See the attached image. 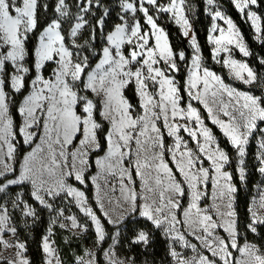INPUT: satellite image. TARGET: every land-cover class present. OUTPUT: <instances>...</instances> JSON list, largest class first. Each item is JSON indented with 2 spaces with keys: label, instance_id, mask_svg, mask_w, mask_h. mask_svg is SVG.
Returning a JSON list of instances; mask_svg holds the SVG:
<instances>
[{
  "label": "snow or ice",
  "instance_id": "snow-or-ice-1",
  "mask_svg": "<svg viewBox=\"0 0 264 264\" xmlns=\"http://www.w3.org/2000/svg\"><path fill=\"white\" fill-rule=\"evenodd\" d=\"M231 2L250 22L256 39L264 42L262 17L253 10L258 0ZM94 4L102 7L101 0H86L78 5L80 12L67 33L69 45L65 43L62 28L70 15L69 5L66 0H56L55 17L40 31L34 50H30L27 44L38 29L40 0H0V177L14 173L12 162L17 158L18 136L30 148L23 155L19 175L0 183V194H3L0 196L3 201L0 203V244L5 249H14L13 258L0 256V264H30L24 255L27 250L24 242L4 239L5 233L17 237L9 204L12 209L23 206L25 217H35V210L24 199L23 192H17L13 199H4L10 195V185L30 184L31 197L53 211V204L46 197L55 200L63 194L65 199L71 198L94 223L98 241L104 240L100 219L85 191L69 182L72 179L80 185L89 181L95 185L97 203L105 216L109 215L104 205L107 193L102 196L101 192L105 187L115 191L116 184L112 181L116 180L120 191L117 207L121 214L118 220L110 222L119 223L125 215L139 212L156 229H163L169 241L168 254L175 264H217L215 258L222 264H264V249L247 239L243 245L238 242L240 233L234 207L237 188L232 183V174L224 170L230 158L200 109L192 103L196 101L203 106L211 124L236 149L237 171L243 182L246 146L258 130V122L264 123V96L239 91L205 67L197 38L192 33L193 55L184 87L188 97L185 101L177 80L170 75L179 71L177 57L184 60L185 53L173 51L168 33L157 19L161 12L171 13L183 29V36L189 37L192 25L186 15V0H168L166 5L159 0H120V22L104 35L105 17L109 14L105 8L90 30V39L81 44L78 42L81 31L90 24L83 14L89 13ZM206 4L213 20L208 36L213 45L212 58L227 67L234 79L246 85L259 82L260 75L248 62L232 56L233 49L244 57L251 55L236 23L221 10L212 11L216 0H206ZM42 7L47 10L48 5ZM138 11L143 13L144 24L135 18ZM97 28L101 30L104 44L94 50L92 41L96 40ZM125 45L131 46L127 54ZM84 50H90L91 57L98 56V60L93 64L90 56L82 54ZM222 53L225 56L220 59ZM30 55L34 56L31 65L26 60ZM49 63L55 67L46 76L44 72ZM259 63L264 65V58ZM33 71L35 75L30 78L29 73ZM130 84L136 86L140 112L135 111L124 95ZM26 88L27 95L17 109L22 123L16 125L10 105L13 94ZM97 113L109 125L103 144L100 133L104 130L96 119ZM166 137L172 138L171 144ZM98 150L104 155L96 158L97 172L89 177L90 158ZM257 160L261 165L258 171L264 175V138L259 141ZM205 161L209 162L207 167ZM133 173L140 181L139 190ZM209 182L213 203L202 208ZM185 197L188 198L186 207L182 205ZM259 207L264 209V193ZM64 211L59 209L57 217L64 216ZM249 211L250 222L246 228L259 235L258 228H264V214L251 208ZM67 219L71 221V228L87 230L74 215ZM55 223L54 218L52 224ZM218 229L227 233V237L218 235ZM51 235L50 226L41 245L44 264H61ZM189 236L199 242V248ZM149 240V233L140 229L132 243L147 245ZM176 244L192 249L195 254L182 255L176 250ZM232 250L239 252L240 257H234ZM77 260L79 264H93L85 262L83 257ZM109 260L110 264H125L111 257Z\"/></svg>",
  "mask_w": 264,
  "mask_h": 264
},
{
  "label": "trees",
  "instance_id": "trees-1",
  "mask_svg": "<svg viewBox=\"0 0 264 264\" xmlns=\"http://www.w3.org/2000/svg\"><path fill=\"white\" fill-rule=\"evenodd\" d=\"M84 0H66V3L69 5V12L70 15L67 18V20L62 25V28L64 30L65 35V43L69 44L70 40L68 39L67 33L68 30L73 23V20L75 19L76 11L78 8V5L82 4ZM108 1V0H107ZM192 3L195 6V14L193 16V32L197 38V42L200 46V52L203 57L204 63L211 67L216 72L220 73L222 78L229 83L234 84L236 87L243 88V89H251L252 84L249 86H245L244 84H241L240 82L234 81L228 74L226 68L219 63H215L212 60V48L210 47V43L208 41V27L210 25V15L206 11V6L204 0H191ZM220 3H222L228 15L232 18V20L236 23L238 28L240 29L241 33L243 34L244 41L246 42V45L249 47L251 55L250 58H248L249 63L254 67V69L259 74L260 70L264 67V65H261L259 63V60L255 55H258L260 57L264 58V45H261L258 43L254 38V32L253 28L249 21H247L245 18H243V15L234 7L231 0H218ZM103 2V0H102ZM111 3V2H110ZM106 3V4H110ZM47 4L48 8L45 10L42 5ZM55 4L56 0H40L41 7L39 8L38 17H39V24L38 29L31 34V38L27 44V47L30 50H34L37 37L40 33V31L43 30V28L47 25V23L55 17ZM257 11L261 14L262 17V23H264V0H258L257 4ZM164 15V14H163ZM100 16V12L98 16H96L95 20ZM119 18H113V22L108 27H103V34H105L111 26L118 22ZM140 22L143 24L142 16H139ZM157 22L165 29V31L168 33L169 42L173 48L174 52H178V50H182L185 53V59L180 60L177 57V64H179V71L174 75L179 86L181 87V93L184 95L185 101H187V94L184 92L185 87V69L186 66L189 63L190 57H191V48L187 42V40L184 38L183 34L181 33L178 25L173 23L171 20L158 19ZM95 21L93 22V26H95ZM101 30L97 28L96 31V40L93 41V47L95 50H98L101 48L102 42H98V37L101 36ZM86 55L90 56V51L86 50ZM237 57H240L238 54H236ZM97 57H91L93 63L97 60ZM26 60L29 61V64L34 62V56L30 55L26 57ZM52 63H49L46 66V70L44 74L47 76L50 71L49 68L52 66ZM10 70V68H9ZM35 75V72L29 73V77H33ZM28 89L22 90L20 93L13 94V102L10 105V112L13 116V120L16 125L21 124V116L19 115L17 108L19 106V103L21 102L23 96L27 93ZM125 96L127 97L128 101L135 106V111L140 112L139 108V97L136 94V91L134 89V86L131 84L129 85L125 91ZM195 105L200 109L202 115L205 118L206 124L212 128L215 136L218 139V142L220 146L225 150V152L228 154L230 161L227 165V169H229L230 173L232 174L233 180L232 183L236 186L237 192L235 193V211L237 213V220H238V231L240 233V236L238 240L243 241L244 239H251L255 240L254 234L250 233L246 225L249 223V202L250 197L253 194V189L255 185V181L258 179V172L255 170V167L252 168L251 173L247 174L246 180L244 184L239 179L238 172L236 170V163H235V149L233 146L228 142L227 138L223 136L222 132L207 118V113L203 109V107L198 103L195 102ZM96 119L98 122L102 123L103 126V132L100 133L101 142L103 144V135L104 132L108 129V123L107 121L103 120V117H101L98 113L96 116ZM166 141L168 143V139L166 137ZM17 158L14 161V173H9L6 175L7 177H10L14 175L17 172L18 169V163L23 155V153L29 149L27 145L22 144V137L17 138ZM253 144H250L248 147V161L251 162L253 159ZM103 153V151H96L92 154L90 158V162L92 166L90 167L87 175L90 177L89 174H91L95 170L94 165V157L96 155H99ZM169 163H171L169 161ZM175 171V169H174ZM134 175V174H133ZM179 178V176H178ZM5 179V177H0V182H2ZM71 183H74L75 185L81 187L86 193V196L88 197V201L92 208L95 210L97 216L99 217L103 229L106 231V236L104 238V241L97 247L96 250V261L97 264H103V257H102V251L103 249L108 245L110 241V234L112 230L117 226L125 225L122 234L121 239L119 242L125 243V246H123L121 252L123 254H137V252H134L137 250H140L141 245L140 244H133L132 243V237L136 233L137 230L144 229L147 231L150 235L149 243L146 245L147 252L143 253V255L151 260H156L155 264L160 263L163 261H168L169 254L167 252L166 248V239L163 237L161 229H156L151 222L146 221L144 218L140 217L138 213H135L131 216H126L120 223L116 224H110L106 218L101 214L100 210L97 208L94 197H93V186L92 183L89 181L86 185H80L78 182L74 181L73 179L70 180ZM19 189H23L24 197L26 201L35 209V217H37V220H34V223L32 224L30 230L29 236L25 239L26 244V255L29 258L30 264H41L42 262V252L40 247V239L45 233L50 220L48 219L46 213V207L39 205L33 198L31 197L29 193V187L28 185H14L9 187V193H15ZM63 196V194L61 195ZM73 212L75 213V216H77L79 222L82 224L84 223L87 226V230L79 236H72V238L69 241H64V238L61 236L62 233H69L68 230L59 228V226L55 225L53 227V238L54 243L57 248L58 256L61 261V264H76L75 262V255H81L83 253V245L87 243H93L95 244V232L92 228V223L88 219L87 216L82 214L76 206H73ZM259 229V235L262 238V240H258L259 243L264 242V228H258ZM125 247V248H124ZM150 249V250H149ZM141 253V252H139ZM142 255V254H141ZM136 257V255H135ZM162 258V260H161ZM160 259L158 262L157 260ZM163 263V262H162Z\"/></svg>",
  "mask_w": 264,
  "mask_h": 264
},
{
  "label": "rangeland",
  "instance_id": "rangeland-1",
  "mask_svg": "<svg viewBox=\"0 0 264 264\" xmlns=\"http://www.w3.org/2000/svg\"><path fill=\"white\" fill-rule=\"evenodd\" d=\"M111 2V3H110ZM159 2L161 4H167L168 3V0H159ZM205 2V6H206V11L207 13L210 15V25L208 27V36L210 34V28L212 26V23H213V20H212V17H211V14L210 12L208 11V8L209 6L206 4V0H204ZM83 3H86V0L83 1ZM106 3H110V4H106ZM101 5L102 7H97L95 6V4L92 6L91 8V11L89 13H84L83 15L85 16L86 19H88L90 21V24L88 26H86L85 29H83L81 31V35L78 39V42L79 43H83L85 40H89L90 39V35H91V28L93 27V22L95 21V24L97 23V21L99 20V18L103 15L104 13V9L107 8L108 11H109V14L107 17H105V23H104V26L103 27H108L112 22H113V18H119V15L121 14V8H120V0H101ZM147 6V5H145ZM147 7H150V6H147ZM221 10L222 12H224L227 16L228 13L226 11V8L225 6L220 3L218 0H216V5L212 7V11H215V10ZM185 10H186V15L192 25V32L190 33L189 37H185L184 38L187 40L190 48H191V57H190V60H189V63L188 65L186 66V69H185V82L187 80V77H188V68H189V65L191 63V58H192V55H193V48L190 44V37H191V34L194 33L193 32V16L195 14V6L194 4L192 3L191 0H186V5H185ZM253 10L256 11L258 13V15L261 16V14L257 11V5L256 6H253ZM80 12V9L79 7L77 8V11H76V15ZM100 12V16L95 20L96 16H98ZM94 14V15H93ZM152 14L156 15L155 12H153ZM164 14V15H163ZM75 15V17H76ZM243 15V14H242ZM139 16H142V19H143V22L145 23V20H144V16H143V13L142 12H137L135 14V18L139 20ZM230 17V16H229ZM167 19V20H171L173 23H175L174 19H172V14L171 13H165V12H161L158 14V19H163L164 20ZM157 19V20H158ZM75 22V19L73 20V23ZM120 20L118 19V22H115L111 28L104 34L106 35L108 32L112 31L113 27L115 26V24L119 23ZM131 22V21H130ZM72 23V24H73ZM143 23V24H144ZM158 23V22H157ZM218 24H223V21H217ZM71 24V25H72ZM159 24V23H158ZM176 24V23H175ZM160 25V24H159ZM177 25V24H176ZM161 26V25H160ZM71 27V26H70ZM145 27H147V25H145ZM162 27V26H161ZM181 33H183V29L180 27V25H178ZM253 28V27H252ZM70 29V28H69ZM101 32V31H100ZM253 32H254V38L255 40L260 43L261 45H264V42H261L260 40H257L256 39V33H255V30L253 28ZM39 36V35H38ZM98 42L101 43L102 42V45L101 47L103 46L104 44V41H103V37L99 36L98 37ZM93 43V41H92ZM210 43V42H209ZM246 43V42H245ZM69 45H70V42H69ZM210 47L213 48V45L210 43ZM248 47V46H247ZM131 46L130 45H125L124 47V50H125V54H127V51L130 50ZM249 48V47H248ZM95 50V49H94ZM90 51V50H88ZM180 51L182 50H178L177 53H179ZM250 51V49H249ZM83 55H86V50H84L82 52ZM236 54H238L240 57H237ZM200 55L202 56L201 52H200ZM225 56L224 53L221 54V57L220 59H222L223 57ZM232 56L234 59L238 60V61H241V62H248L249 66L252 67L254 69V67L249 63V59L250 56L248 57H244L242 53H240L238 50L236 49H233V53H232ZM255 57H257V59L259 60L260 58H263V57H260L258 55H255ZM90 58H91V51H90ZM203 59V57H202ZM98 60V58H97ZM212 60L216 62V60H214L212 58ZM96 62V61H95ZM94 62V63H95ZM93 63V64H94ZM219 64H222V63H219ZM203 65L205 67H208L209 69L213 70L211 67L207 66L204 61H203ZM223 65V64H222ZM163 66V65H161ZM178 68H179V64H177ZM224 66V65H223ZM55 65L53 64L52 66L48 67L49 68V71H51L52 68H54ZM225 67V66H224ZM229 76L234 80V81H237V82H240L241 84H244L242 81L240 80H236L233 78V76L230 74L229 72V69L227 67H225ZM11 70V69H10ZM255 70V69H254ZM215 71V70H213ZM216 72V71H215ZM177 72H172L170 73V75L174 76ZM217 74H219L221 76L220 73L216 72ZM259 75L261 77V80L255 84H252V88L251 89H243V88H239V87H236L234 84L232 83H229V82H226L225 80V83L226 84H229L231 85L232 87L236 88L237 90L239 91H246V92H251L252 94L254 95H258V96H264V67L260 70L259 72ZM175 77V76H174ZM176 79V78H175ZM131 85V84H130ZM134 86V89L136 91V86L135 84H132ZM245 86H249V85H246L244 84ZM125 95V94H124ZM126 97V96H125ZM127 98V97H126ZM188 99V97H187ZM195 102L196 101H193L192 103L195 105ZM201 105V104H200ZM202 106V105H201ZM197 107V106H196ZM203 107V106H202ZM198 108V107H197ZM18 109V108H17ZM210 121V120H209ZM211 122V121H210ZM22 123V117H21V122ZM109 127V125H108ZM217 127V126H216ZM218 128V127H217ZM219 129V128H218ZM259 129H264V123H260L258 122V130H256L253 134L252 137L249 138V143L248 145L246 146V155L244 157V161H245V168H246V177H247V174L248 173H251V170L253 167H255V170L258 172V179L257 181H255V185H254V189H253V194L252 196L250 197V202H249V207H248V210L251 208L252 211H258L260 212L261 214H264V209H261L259 207L260 205V197H261V194L264 193V175H261V173L258 171L259 167L261 166L259 161L257 160V154L259 152V141L261 140V138H264V132H261ZM182 135L185 136V139H188L187 137V134L186 133H181ZM168 139V144H171L172 143V138L170 137H167ZM218 140V139H217ZM250 144H253L254 148H253V159L251 162L248 161V147ZM190 146H193L194 145L192 144V142L190 141ZM221 147V146H220ZM222 148V147H221ZM223 149V148H222ZM235 149V148H234ZM224 150V149H223ZM225 151V150H224ZM104 155V154H103ZM102 155V156H103ZM101 157V156H100ZM238 159L239 157L237 156V152H236V149H235V163H236V170H237V167H238ZM209 164L208 161H205V167H207ZM14 165V163H13ZM228 165V164H227ZM227 165L225 166V171H229V169H227ZM238 172V171H237ZM134 175V178L136 179V187H137V190H139V187H140V181L138 178L135 177V173H133ZM239 175V173H238ZM74 180V179H73ZM246 180V178H245ZM245 180L242 182L244 184ZM113 184H116V189L115 191H109L107 187H105L103 189V191L101 192V195L103 196L104 193H107V196H105L104 198V203L109 205L113 202V200L115 199V201L118 200V198L120 197V191H119V185H118V182L116 180H113L112 181ZM93 185V184H92ZM93 189H95V194L93 195L94 196V201H95V204L96 206L97 205V193H96V188H95V185H93ZM17 193V191L15 193H10L9 196H5L4 199L5 200H10V199H13L15 197V194ZM207 196L203 199L202 203H201V207H207L209 205H211L213 203V188H212V184L211 182H209L208 184V187H207ZM3 194H0V196H2ZM109 198L111 200V202H109ZM50 203L53 204V208L55 209V211L53 210H50L46 207V215L48 217V219L50 220V223L45 231V233L43 234V236L41 237L39 243H40V247L42 245V239L44 236L48 235V229L49 227L51 226L52 228V235L50 236V240L53 242V247L57 250L56 248V245L54 243V238H53V227L55 225L59 226V228H61V230L63 229H66L69 231V233H62V237L64 238V241H69L72 236H79V235H82L85 231H82L80 230L79 228L77 229H73L71 228V221L67 219V217L69 216H75V213L73 212V206H75V203L71 200V198H67L65 199L64 196H60V197H57L55 200L53 199H49L48 200ZM3 201H0V203H2ZM188 204V198L185 197L183 200H182V205L184 207H186ZM22 207L19 208V209H12L11 208V205L9 204V209H10V212H11V215H12V223L17 227V237H12L11 233H5L4 234V239L5 240H9V241H13L15 239H18L19 241L21 242H24L25 243V239L29 236L30 234V228L32 226V224L34 223V220H37V217H25L23 215V211H22ZM92 207V206H91ZM65 209L64 211V216L62 217H57L56 213L59 209ZM94 210V209H93ZM95 211V210H94ZM182 212V209L180 210ZM96 213V212H95ZM180 213H178L179 215ZM85 215V214H84ZM97 215V214H96ZM250 211H249V222H250ZM86 216V215H85ZM78 223L79 224H82L81 222H79L77 216H75ZM98 217V216H97ZM56 219V223L55 224H52V220L53 219ZM90 221L91 219L88 218ZM99 219V218H98ZM214 219H216V217L214 216ZM112 220L114 221V219H109V221ZM92 223V228L95 232V237H94V240H95V244L93 243H87L85 245H83V253L81 255H75V262L76 264H79L78 260H77V257H83L84 261L85 262H88V261H92L93 264H97V261H96V250H97V247L104 241H98L97 239V234H96V231H95V225L94 223L91 221ZM61 224H65L67 225V227H60ZM83 225H85L83 223ZM102 225V223H101ZM124 224L123 225H120V226H117V228L115 227L111 234H110V241L108 243V245L103 249L102 251V257H103V264H110V260L109 258L111 257L112 259H118L120 261H124L125 264H155V261L156 260H151L150 258L146 257V255L144 256L143 253L147 252V248H146V245L144 243H139L141 245V248L140 250H137L134 251V252H137V254H123L121 252L123 246H125V243H122V242H119L120 239H121V235H123L121 232L124 228ZM87 227V226H86ZM103 227V225H102ZM104 228V227H103ZM139 230L136 231V233L134 234V236L132 237V240L133 238L137 235V232ZM105 232V236H106V231L104 230ZM161 232H162V235H163V229H161ZM258 232H259V229H258ZM217 234L220 235V236H223V237H227V233H225L222 229H218L217 230ZM115 237V241H114V238ZM163 237L166 239V248H167V252L169 253V241L168 239L163 235ZM254 238L255 240H251V239H247L249 242H252V243H256L259 247H261L262 249H264V242L262 243H259L258 240H262V238L260 237V235H256L254 234ZM189 240H191L192 243H195L197 244V247L199 248L200 247V244L198 241H196L194 238H192L191 236L188 237ZM239 244L243 245V243L245 242V239L243 241H239ZM176 247V250L178 252H180L182 255H185L187 257H191L193 256L195 253L192 251V249L190 248H183L181 245L179 244H176L175 245ZM125 248V247H124ZM150 250V249H149ZM203 251V249H201ZM233 251V256L236 257V258H239L240 257V253L239 252H236L235 250H232ZM41 252H42V262L41 264H44V256L45 254L43 253L42 251V247H41ZM141 252V253H139ZM58 254V252H57ZM142 254V255H141ZM205 254L206 255H209L210 259H212L213 257H211L210 253H207L205 251ZM25 257L29 260L28 256L26 255V253H24ZM136 255V257H135ZM0 256H3L5 258H13L14 256V249L12 248H8V249H5L3 247L2 244H0ZM217 259V264H222V262L219 261L218 258H215ZM160 259L157 260V262L159 261ZM162 260V258H161ZM163 262V263H162ZM70 264V263H69ZM158 264H175L174 260L172 259V257L169 255V259L168 261H161L160 263Z\"/></svg>",
  "mask_w": 264,
  "mask_h": 264
},
{
  "label": "crops",
  "instance_id": "crops-1",
  "mask_svg": "<svg viewBox=\"0 0 264 264\" xmlns=\"http://www.w3.org/2000/svg\"><path fill=\"white\" fill-rule=\"evenodd\" d=\"M34 77V76H33ZM25 95H27V93L25 94ZM24 95V96H25ZM24 96H23V98H24ZM23 98H22V100H23ZM22 100H21V102H22ZM20 102V103H21ZM20 103H19V105H20ZM19 107V106H18ZM106 147V146H105ZM30 150V148L29 149H27L24 153H23V155L26 153V152H28ZM104 154V152L103 153H101V154H99V155H96L95 157H94V165H95V170L91 173V174H89L90 175V177L91 176H93V175H95L96 174V172H97V166H96V164H95V160H96V158L97 157H100V156H102ZM23 155H22V157H21V159H20V161H19V163H18V169H17V172L14 174V175H12V176H10V177H7V178H5L2 182H0V183H6L7 182V180L8 179H15L18 175H19V173H20V165H21V162H22V159H23ZM14 163V161L12 162V164ZM9 174V173H8ZM75 181V180H74ZM70 182V181H69ZM71 183V182H70ZM74 184V183H73ZM26 185H28V187H29V193H31V185L30 184H27L26 183ZM11 186H14V185H10L9 187H11ZM74 186H76V187H78V188H81V187H79V186H77V185H75L74 184ZM93 186V185H92ZM23 189H19L17 192H23L22 191ZM83 190V189H82ZM24 193V192H23ZM95 194V189H93V195ZM94 197V196H93ZM24 199H25V197H24ZM46 199H52V198H50V197H46ZM26 200V199H25ZM34 200V199H33ZM37 202V201H36ZM28 203V202H27ZM38 204H39V202H37ZM28 204H30V203H28ZM31 206H32V204H30ZM40 205V204H39ZM97 208L100 210V212H101V214L106 218V220L110 223V224H118V223H115V222H110L109 221V219H114V221H116V220H118L119 219V216H120V214H121V210L117 207V201H115V199L113 200V202L111 203V204H109V205H107V204H105L104 203V205H105V210H107L108 212H109V215L108 216H105L104 215V211L103 210H101L100 209V206H99V204L97 203ZM41 206H43V205H41ZM75 206L78 208V210L82 213V214H84L81 210H80V208L75 204ZM32 208L34 209V207L32 206ZM35 210V209H34ZM138 214H139V212H137ZM127 215H125V217H126ZM89 218V217H88ZM99 218V217H98ZM122 221V220H121ZM120 221V222H121ZM101 222V221H100ZM119 222V223H120Z\"/></svg>",
  "mask_w": 264,
  "mask_h": 264
}]
</instances>
